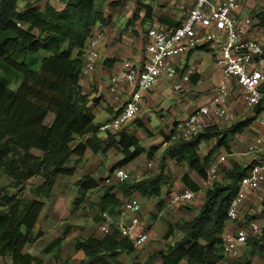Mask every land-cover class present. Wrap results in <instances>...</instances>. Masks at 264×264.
I'll return each instance as SVG.
<instances>
[{
    "label": "trees",
    "instance_id": "1",
    "mask_svg": "<svg viewBox=\"0 0 264 264\" xmlns=\"http://www.w3.org/2000/svg\"><path fill=\"white\" fill-rule=\"evenodd\" d=\"M19 1L0 0V264H42L38 256L24 250L42 236L36 231L37 221L58 177L74 175L72 157H82L87 150L105 157L114 149L123 155L115 169L143 154L151 158L158 148L146 149L135 134L126 130L108 131L106 137H100L89 95L80 83L87 42L98 24L107 23L108 1L115 6L120 0H60L65 5L62 10L51 5L42 10L31 3L20 10ZM144 6L147 13L152 12L148 4ZM255 17L264 26V8ZM160 19L165 26L166 19ZM261 105L255 107L257 113L264 110ZM51 115L53 119L47 124ZM254 120L249 118L225 128L210 126L190 140L168 146L153 176L114 186L102 185L86 175L74 185L78 196L73 199L72 209L82 206L88 192L99 190L102 211L113 214L122 203L112 193L116 188L123 199L134 195L155 199L159 209L163 205L162 186L170 183L167 156L206 178V165L213 153L202 160V142L216 138L213 151L222 147L229 150L230 138L244 132ZM245 158L247 161L233 162L223 171L226 183L220 180L209 187L205 203L193 219L167 223L166 238L175 231L181 234L174 244L151 253L146 262L133 264H217L223 260L227 211L252 162V157ZM183 182L193 191L199 188L189 175L183 177ZM66 234L44 252L55 253L61 259ZM259 241H264V231L248 241L253 246L250 255L264 253L263 246L257 245ZM75 247L85 254L80 264H120L119 255L135 249L115 226L102 238H76ZM228 264L251 262L244 256L238 261L228 260Z\"/></svg>",
    "mask_w": 264,
    "mask_h": 264
},
{
    "label": "crops",
    "instance_id": "2",
    "mask_svg": "<svg viewBox=\"0 0 264 264\" xmlns=\"http://www.w3.org/2000/svg\"><path fill=\"white\" fill-rule=\"evenodd\" d=\"M35 1L26 3L38 6L42 10L46 5H51L58 10L65 7L60 0H47L49 3L44 6ZM214 1L219 2L220 0ZM140 2H146L145 4L152 8V12L147 13L145 4ZM19 3V9L23 10L25 3H21V0ZM178 5L184 8L182 13H156L152 0L150 2L149 0H133L132 3L120 0L115 6H111L110 3L105 6L107 23L105 25L98 24L95 28V30L102 29L106 32V39L100 50L101 58L95 71L81 78L80 81L84 92L89 95V107L95 115L94 121L99 127L111 122L120 114L132 91L129 84L111 91L112 76L123 69L126 61H131L136 66L142 64L148 30L154 24L162 25L163 22L160 18L166 19L167 24L162 25L166 29L176 28L184 22L192 2L176 0L173 8L176 9ZM262 8H264V0H244L240 16L252 18V26L246 32L245 38L257 40L264 46V26L255 17V14ZM219 49L220 47L216 43L209 42L188 54L172 57L169 62L175 67L177 75L170 78L163 74L154 89L145 95L137 119L129 121L122 128L128 133L135 134L146 149L158 148L151 158L147 154H143L123 167L134 175L135 180L158 173L163 151L167 148L165 142L175 123L186 119L194 111L208 105L211 101L215 89L223 79L222 69L216 64ZM256 67L264 69V64H256ZM176 84L181 85V89L178 91L174 88ZM242 94V89L236 79H232L230 97L226 103L230 119L213 116L208 120V126L225 128L249 118L254 117L255 120L244 132L230 138L229 150L222 147L213 151L217 143L216 138L202 142L201 159L204 160L205 156L213 153L207 167L216 161L215 158L218 155L219 157L227 156V163L223 165L224 169L231 167L233 162L247 161L246 156L252 157L251 160H253V156L247 153L249 140L253 137L264 138V110L257 113L255 108L247 107L243 102ZM261 106L264 107V103ZM107 133L108 131L99 130L100 137H106ZM122 159L123 155L114 149L105 157L96 155L91 150H87L82 157L73 156L71 166L75 168L74 175L58 177L52 195L37 221L36 231H41L42 236L33 245L26 247L24 252L38 256L42 260V264H80L85 258V254L82 250L76 249V238L91 236L102 238L104 235L100 231V225L104 222V215L108 214L114 218L113 226L115 227H117L116 222L119 221V217L118 209L114 210L113 214L102 211L99 190L88 192L82 206L73 210V199L78 196V190L74 185L86 175H91L97 182L106 185L104 184L106 178L114 170V165ZM165 165L170 183L162 186V207L157 208L155 199L140 196L142 216L140 228L148 230L149 240L144 246L135 248L132 252L120 254L117 258L120 264H133L135 261L146 262L151 253L166 250L181 236L178 231H175L173 235L166 238L167 223L176 224L183 220H190L205 203L207 190L210 187L204 185L205 178L195 171H191L186 164H180L168 156L165 158ZM185 175H189L199 188L195 191L196 195L192 201L180 207L173 206L169 204V199L173 194L180 193L186 188L191 189L183 182ZM224 177V174L220 173V180L226 183ZM112 193L117 198L123 199L119 188H116ZM261 194L245 201L241 221L226 222L222 235L223 242L225 238L234 233L237 224L251 220L256 221L261 226L262 232L264 231V189ZM65 232H67L66 238L60 249L61 259L55 253H45L44 250ZM257 245L264 248V241H259ZM251 249L253 246L248 242L245 245L238 244L235 256H226L223 253L224 259L217 264H228V260L238 261L244 256L249 257L251 264H264V253L256 251L250 255L248 251Z\"/></svg>",
    "mask_w": 264,
    "mask_h": 264
},
{
    "label": "built area",
    "instance_id": "3",
    "mask_svg": "<svg viewBox=\"0 0 264 264\" xmlns=\"http://www.w3.org/2000/svg\"><path fill=\"white\" fill-rule=\"evenodd\" d=\"M192 2L189 14L184 22L172 29L154 24L147 33L145 57L140 66L131 61L124 63L123 69L111 78L110 90L125 84L131 86V94L119 115L111 122L102 124L101 131L119 132L129 121L134 120L141 111L145 95L154 89L163 74L170 78L177 75L175 67L169 62L172 57L188 54L205 43H216L220 49L216 64L222 69L223 79L213 93L208 105L194 111L189 117L173 126L165 145L168 147L182 140H190L208 128V120L213 116L230 119L226 103L230 97V83L236 79L242 89L243 102L247 107L255 108L264 103V69L256 64H264V46L257 40L245 38L252 26V18L241 17L244 0H189ZM216 31V32H215ZM106 39L102 29L94 30L88 40L83 61L81 78L93 73L101 58V48ZM186 78V77H185ZM181 89L180 84L174 86ZM264 125V121H263ZM248 155L253 156L250 168L238 184V191L227 211V221H241L245 201L261 194L264 189V138L253 137L249 140ZM227 163V156H220L206 169L205 186L220 181V167ZM134 176L123 167L115 168L105 184L133 181ZM195 191L186 188L173 194L169 204L183 206L195 198ZM119 221L117 228L122 237L131 241L134 248L144 246L149 240L147 229H141V200L139 195L122 199L117 210ZM114 218L104 215L100 225L101 233L106 236L113 231ZM261 226L254 220L237 224L234 233L225 238L223 253L226 256L237 254L238 244L245 245L250 239L261 234Z\"/></svg>",
    "mask_w": 264,
    "mask_h": 264
},
{
    "label": "rangeland",
    "instance_id": "4",
    "mask_svg": "<svg viewBox=\"0 0 264 264\" xmlns=\"http://www.w3.org/2000/svg\"><path fill=\"white\" fill-rule=\"evenodd\" d=\"M28 1H34V0H21V3H25L26 4V2H28ZM126 1V3H130V1H131V3L133 2V0H125ZM151 0H149V2H150ZM152 1H154V5H155V9H156V13H160V14H162V13H165V14H172V13H174V12H177V13H182V11H183V9L184 8H182L181 6H177V8L175 9V8H173V6H174V1H176V0H152ZM35 2H39V3H41L43 6L45 5V4H48L49 3V1H47V0H36ZM109 3H111V1H108V4ZM136 3V2H135ZM141 4H145L146 2H140ZM20 4V3H19ZM140 4V5H141ZM138 5V4H137ZM146 5V4H145ZM146 44H147V42H146V39H145V45L144 46H146ZM12 87H14V88H16L14 85L12 86ZM52 119H53V116L51 115L49 118H48V120L46 121V123L47 124H49V123H51V121H52ZM137 118H135L134 119V121L136 120ZM219 157V155L215 158V160L217 159ZM263 158V160H264V156L262 157ZM250 164V163H249ZM225 169L223 168V166H221L220 167V172L221 173H223V171H224ZM134 176V175H133ZM35 182H38V180H36ZM105 184V183H104ZM119 183H112V184H110V185H114V186H116V185H118ZM106 185H108V184H106ZM260 195H262V194H260ZM259 195V196H260ZM48 201V200H47ZM47 203V202H46ZM47 205V204H46ZM242 211H243V209H242ZM198 214V213H197ZM196 214V215H197ZM195 215V216H196ZM194 216V217H195ZM193 217V218H194ZM193 218H191V219H193Z\"/></svg>",
    "mask_w": 264,
    "mask_h": 264
},
{
    "label": "clouds",
    "instance_id": "5",
    "mask_svg": "<svg viewBox=\"0 0 264 264\" xmlns=\"http://www.w3.org/2000/svg\"><path fill=\"white\" fill-rule=\"evenodd\" d=\"M118 168V167H117Z\"/></svg>",
    "mask_w": 264,
    "mask_h": 264
}]
</instances>
